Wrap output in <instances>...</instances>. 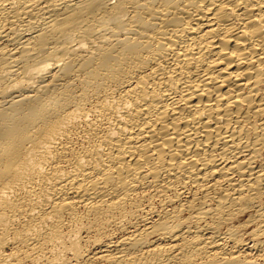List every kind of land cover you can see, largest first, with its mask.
<instances>
[{
    "label": "bare ground",
    "instance_id": "bare-ground-1",
    "mask_svg": "<svg viewBox=\"0 0 264 264\" xmlns=\"http://www.w3.org/2000/svg\"><path fill=\"white\" fill-rule=\"evenodd\" d=\"M0 264H264V0H0Z\"/></svg>",
    "mask_w": 264,
    "mask_h": 264
}]
</instances>
